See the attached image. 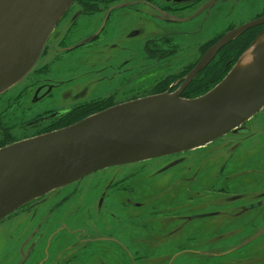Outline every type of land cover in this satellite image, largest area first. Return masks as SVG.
<instances>
[{"label":"flooded vegetation","instance_id":"1","mask_svg":"<svg viewBox=\"0 0 264 264\" xmlns=\"http://www.w3.org/2000/svg\"><path fill=\"white\" fill-rule=\"evenodd\" d=\"M215 6L226 10L230 23L198 47V28L189 24L208 18ZM262 19L264 0H73L33 68L14 85L30 77V107L47 104L30 118L18 119L11 109L14 120L2 121L3 127H33V137L147 96L179 90L181 98H195L225 76L263 21L186 81L205 52L225 34ZM215 141L187 160L161 157L159 174L172 166L178 171L148 193L131 186L144 182L135 170L152 160L91 173L98 187L93 231L70 225L91 206L65 209L79 187L24 204L0 221V264H264V107L239 132ZM105 171L113 172L94 178Z\"/></svg>","mask_w":264,"mask_h":264},{"label":"water","instance_id":"2","mask_svg":"<svg viewBox=\"0 0 264 264\" xmlns=\"http://www.w3.org/2000/svg\"><path fill=\"white\" fill-rule=\"evenodd\" d=\"M72 1L0 0V95L33 68ZM261 22L225 34L186 81L227 42ZM179 92L112 106L68 127L1 147L0 221L96 171L194 150L239 132L264 107V28L210 90L191 99Z\"/></svg>","mask_w":264,"mask_h":264},{"label":"rangeland","instance_id":"3","mask_svg":"<svg viewBox=\"0 0 264 264\" xmlns=\"http://www.w3.org/2000/svg\"><path fill=\"white\" fill-rule=\"evenodd\" d=\"M254 4L257 5V2L255 1ZM251 10H252V8H251ZM225 11L226 10L223 9V7L215 6L211 10L208 18L206 17L203 19L202 17H199V19H197L195 23L193 22V23L189 24V27H193V25H196L198 28V38L196 41H194V42H197L198 47L204 41L210 39L212 31L214 32L215 35H218L227 28L230 21H227V19L224 17ZM128 24H129L128 19H127V22H124L122 24L121 31L123 32V34L128 32V27H129ZM192 29H194V28H192ZM187 30H189V29H187ZM119 33H120V29H119ZM120 38H121V36H120ZM234 40H235V38L230 40V42H227V44L228 43L231 44ZM233 64L231 65V67L233 66ZM231 67L229 68V70L231 69ZM229 70H227L225 73L227 74ZM46 72H47V68L44 69V72L42 73V75H47ZM29 79H30V77H27L25 80H23L16 87L13 86L12 88H10L6 92V95L4 93L1 96L0 109L1 108L6 109V113L8 111H10L11 109H15V111L17 110L16 111L17 114L18 113L21 114V115H17V118L21 119V118H27V117L30 118V116L32 117L33 114L36 112V110L39 109L40 106L47 104V103H45L46 101H44L42 103L37 104L34 107H30L31 104H29V97L31 95V89L32 88L30 89V86H29L30 82L28 81ZM202 94L203 93L198 94L195 97L202 95ZM5 118L9 119L8 116ZM14 124L16 125V120L14 121ZM33 132H34L33 127L32 128H23V129L15 127L11 132H8V133L11 134L13 140H16V138L18 139L20 137H24L25 135L30 137L31 135H33ZM22 135H24V136H22ZM218 142L217 141H215L214 143L211 142L210 145L209 144H207V146L205 145L206 147L195 149V150H192L190 152H183V153H185L184 156L182 155V153H177V154L170 155L167 158L170 160H172V159L178 160L180 157H185L184 160H187L192 155L195 156L199 153L201 154L202 152L206 153L207 150H209L212 146L215 145V143H218ZM159 159L163 160V158L154 159V160H152L153 162L151 161L146 166L137 168L135 170V173H136L135 176H137V178H139V179L144 180V182H141V180H139L140 183H136L137 181H135V183H136L135 184L133 182V185L131 186L133 191H135L136 193H148V192H150L151 188L155 187V185H156L155 182H157V183L161 182L159 180L160 178L164 182V181H167L168 179H170L171 177H173L174 175H176V172L178 171L179 166H172L170 169H168V170L166 169L162 174H159L160 171L158 170L159 168H157V167H160L163 164V161H160ZM155 160H157V161H155ZM118 167H124V169H129V170L131 169L130 164H127L124 166H118ZM109 169H111V168H108L106 170H109ZM100 171H102V170H100ZM113 171H111V172L105 171V172L97 173L94 175V178L95 177H98V178L109 177ZM185 171H186V173H188L190 175L188 167L185 168ZM152 173H153V175L151 176L150 174H152ZM92 177L93 176L90 174V175L82 178L79 181H76V182L69 184L65 187L59 188V189H57V190H55V191L44 196V198H46V197H48V195L51 196V195H57V194L62 195L65 193L67 194V193L73 192V189L76 187L80 188L78 191H81V192L76 193L75 196L72 197V200H73L72 205L67 206L65 209L70 210V212H71L73 209H77L78 205L83 204L85 206V204L87 202H90L91 206H85L84 208H82L83 217H81V219H79L77 222H71L70 223L71 227H74V225L79 224L78 227H80L81 229H86L87 231H93V229H94V215H95V213L93 211L94 206H92V203L94 204V202H95L96 195L98 193V187H97V185L94 184V182L97 181V179H93ZM148 178H152V179L148 180ZM111 191L112 190H109L108 192H111ZM80 211H81V209L76 211L74 215H76V214H77L76 216L80 215L79 214ZM71 229H73V228H71ZM72 235L75 236V233Z\"/></svg>","mask_w":264,"mask_h":264},{"label":"trees","instance_id":"4","mask_svg":"<svg viewBox=\"0 0 264 264\" xmlns=\"http://www.w3.org/2000/svg\"><path fill=\"white\" fill-rule=\"evenodd\" d=\"M243 42H245V41L242 40V42L240 44H242ZM7 116L9 119L5 118ZM14 116H15V114H13L10 111H8L6 113V109H4V111L3 110L0 111V147L11 142V140H12L11 134H9L7 132L6 127H3L2 121H4V120L5 121H8V120L11 121L12 119L14 120Z\"/></svg>","mask_w":264,"mask_h":264}]
</instances>
